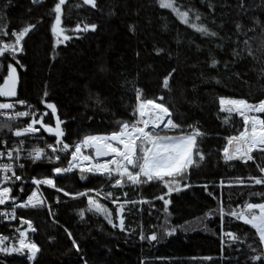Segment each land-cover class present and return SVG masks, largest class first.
Here are the masks:
<instances>
[{"label":"trees","instance_id":"trees-1","mask_svg":"<svg viewBox=\"0 0 264 264\" xmlns=\"http://www.w3.org/2000/svg\"><path fill=\"white\" fill-rule=\"evenodd\" d=\"M57 2L0 0V23L7 25L9 33L4 40L11 39L13 30L35 25L25 42L26 54L16 56L19 65L9 56L0 57V82L7 74V65L12 63L21 77L16 99L41 108H46L42 99L55 104L63 121L65 141L71 145L86 135L118 131L119 121H130L136 102L134 88L141 89L147 98L163 96L174 122L186 131L193 125L203 133L198 147L204 159L189 169L187 179L182 181L187 187L165 197L170 201L168 226L176 229L172 235L162 231L166 214L163 201L157 197L167 189L159 182L133 189L128 184L110 187V180L87 173L84 179L79 172L56 178L57 187L70 194L90 189L111 192L112 198L96 199L112 212L113 218H117V207L112 201L121 198L124 191L129 192L131 202L142 203L130 202L123 209L122 231L109 225L103 216L88 212L86 196L73 198L46 188L50 201L56 197L63 200L54 215L42 209L20 213L37 228L35 240L41 252L33 264H84L85 260L87 264H253L249 245L259 250L255 230L234 218L225 216L222 221L218 213L209 217L205 213L217 209L221 202L226 210L229 205L242 206L245 200L262 202L261 197H249V193H264V186L236 183L243 179L247 184L249 177H259L257 164L225 163L222 158L226 136L242 129V118L233 115L225 123L226 113L220 111L219 98L247 99L250 103L264 99V75L260 71L264 68V51L257 50L255 60L247 55H232L233 48L238 47L237 23L245 31L254 27V19L264 25V0H244V9L240 8V0H177L184 8L196 9L201 22L218 33L217 37L202 36L180 23L156 0H97L96 8L83 5L82 0H66L61 27L72 38L59 45L51 31L55 21L52 9ZM92 23L97 25L95 31H73L77 24L83 28ZM248 36L254 37L252 44L257 49L260 28L255 33L248 32ZM156 49L163 51L157 54ZM212 57L219 61L216 68L209 66ZM173 68L176 71L170 78V91L165 90L163 78ZM48 110L47 121L54 126L55 118ZM261 116L264 118V114ZM10 123L13 128L24 125ZM0 140L12 145L19 139L4 129L0 130ZM48 141L54 142V138L48 136ZM255 156L258 165L264 167V154L256 151ZM67 159L64 156V162ZM54 165L49 160H29L23 179L50 177ZM22 186L23 192L18 185L15 187L18 198L32 188L27 183ZM81 209H85L83 220L78 214ZM65 229L78 242L79 253L72 248ZM221 229L236 233L244 242L222 243ZM141 231L146 236L156 232L158 240H141ZM0 264L31 263L19 255L0 254Z\"/></svg>","mask_w":264,"mask_h":264},{"label":"snow or ice","instance_id":"snow-or-ice-1","mask_svg":"<svg viewBox=\"0 0 264 264\" xmlns=\"http://www.w3.org/2000/svg\"><path fill=\"white\" fill-rule=\"evenodd\" d=\"M34 3H39L40 0H33ZM83 5H90L92 8L97 7V0H82ZM66 0H58L55 3L52 12L55 14V21L52 24L51 31L56 38L55 44L59 45L64 41L70 40L72 37L65 34V29L61 27L62 6ZM156 3L161 9L170 10L180 23L192 28L205 37H217L218 33L211 31L206 25L201 22V14L194 8H184L178 4L177 0H156ZM79 6V5H77ZM211 7V5H209ZM240 8H245L244 0H240ZM254 27L243 30V25L237 23L235 26L236 35L238 38V47L233 48L232 55L241 58L247 55L252 59H257L256 51H264V25L260 21L254 19ZM260 28V44L254 50L252 41L254 37L248 36V32L255 33L256 28ZM7 25L0 23V57L7 56L15 60L16 64L20 62L16 59L18 53L23 52L22 41L28 33L35 28L34 24H27L19 31L13 30L11 37L14 39L4 40L9 33L6 31ZM97 25L84 24L81 28L80 24L76 25L73 30L75 32L89 30L95 31ZM130 30L134 31V26H129ZM243 36V40L239 37ZM242 45V46H241ZM55 47V45H54ZM220 47V45H217ZM162 49H156L159 54ZM219 61L211 58L210 67L216 68ZM22 67V65H21ZM227 67V64L225 65ZM173 68L162 81V88L170 91V78L175 73ZM261 75H264V68H261ZM18 81L17 69L12 63L7 65V74L0 82V130L8 129L11 135L19 139L18 143H14L11 148H7V141L0 140V145H4L6 151H0V206H4L11 202L10 211H0V216L4 219H16V208L27 207H43L45 201L41 195H38L39 186L46 185L55 188L58 192H64L65 196L72 195L73 198L80 196H87V211L93 215L103 216L104 220L113 228L117 226L124 230V219L122 212L124 203H119V198L113 199V203H118L116 209L119 225L113 220V214L108 208L99 202L98 199L89 195L88 192H78L70 194L63 189L57 187L53 178L44 177L37 179L32 178V183L37 186L32 190L31 194L27 196L26 200L18 201V198L12 195L13 187L17 181H21L20 192H23V180L21 175H17L15 169L19 167L24 168L21 159L31 160L35 163L41 159H48L50 162H58L61 154L70 153V158L67 161V167H53L52 172L56 175H63L72 172L74 169L80 173V178L84 179L85 174H100L113 180L112 187L123 188L127 184L139 186L145 183L159 182L167 189V192L157 197L163 201L165 212V220L162 225L164 235H172L176 229L168 226V205L170 201L165 197L174 191H179L181 187H187V184H182L189 174V169L193 166H198L199 161L204 159V154L198 147V138L203 135L199 128L189 125L188 131L174 122L173 113L170 108L163 102L164 97L147 98L143 95L142 90L134 88L135 92V106L132 112V119L130 121H119L118 131H113L106 135H86L74 145L66 143L64 139L65 133L61 127L63 121L57 115V108L55 104L49 103L46 100H41L46 109L51 110V116L55 118V125L52 126L45 122V117L48 112H39L33 105L28 104L26 100L15 99L8 101L7 98H14L17 96L16 86ZM47 96V93H44ZM160 101V102H157ZM17 105L23 107L25 110H15ZM220 111L226 113L225 123H229L233 115H238L242 118V129L237 134L226 137V144L222 149V158L225 163L239 159L245 163L254 161L253 153L259 151L264 154V99L258 102L250 103L247 99H234L228 97L219 98ZM20 118H29L28 122L23 127L13 128L10 121L19 120ZM39 125L40 127H37ZM41 128L44 132L54 135L55 144H46L45 147L33 146L29 149L24 148V137H30L38 132ZM172 133V134H169ZM46 149H50L49 153ZM85 150H91V154H86ZM6 158L7 162H3ZM106 158V159H101ZM198 158V159H197ZM259 171L264 173V167L257 165ZM237 184L251 187L253 185L264 186V175L259 177H249L248 183L245 184L243 179H237ZM223 186V181L221 182ZM230 186V185H229ZM97 196L101 195L100 191L96 192ZM211 195V193H210ZM257 196L262 198V202H250L245 200L243 205H237L226 210L222 204L217 209H209L205 213V217L213 214H219L221 220L225 216L234 218L237 221L249 225L255 230L254 235L258 237V248H251L253 255L250 257L253 264H264V193L250 192L249 197ZM112 198V193H104V199ZM59 202V200H57ZM136 203V202H131ZM79 216L83 220L85 209L79 211ZM49 215H52L49 206ZM21 225L27 224L26 230L17 228L18 238L15 243L5 244L9 237L0 235V253L4 255L19 254L25 255L28 261H35L41 248L34 241L27 239L28 230L35 232L32 222L20 217ZM65 231L68 238L71 240L72 248L77 253L81 251L78 242L72 237L71 232ZM222 232V243L229 244L243 243L244 240L234 232ZM227 237V241H224ZM139 238L141 240H148L155 242L158 240L156 232L150 235H145L143 231L140 232ZM205 259H211L206 257ZM87 264V261H84Z\"/></svg>","mask_w":264,"mask_h":264},{"label":"built area","instance_id":"built-area-1","mask_svg":"<svg viewBox=\"0 0 264 264\" xmlns=\"http://www.w3.org/2000/svg\"><path fill=\"white\" fill-rule=\"evenodd\" d=\"M43 1H44V0H40L39 3L43 2ZM31 2L34 3L33 0H31ZM39 3H34V4H39ZM19 30H20V29H16V31H19ZM30 32H31V31H30ZM30 32H29L28 35L25 37L24 41H22L23 52H22V53H18L17 56H23V55L26 54L25 42H26V39L28 38ZM11 39H14V38L11 37ZM6 41H7V40H6ZM5 56H7V54H6ZM15 99H16V98H15ZM15 99H7V100H8V101H14ZM234 99H238V98H234ZM28 104L33 105L35 109H38V110H39V112H45V111H47V112H48V116L45 117V122L48 123V124H50V123L47 121V119H48V117H49V115H50V111H49L48 109H46V108H41V107H37L36 105H34V104H32V103H28ZM15 110H25V109H24L23 107L17 105V107H16ZM28 119H29V118H20L19 120L10 121V122L23 123V124H24L23 126H25L26 123L28 122ZM2 120H3V117H0V121H2ZM50 125L53 126V124H50ZM23 126H22V127H23ZM37 127H40V126L37 125ZM108 134H109V133H108ZM92 135H106V134H92ZM232 135H234V134H232ZM228 136H229V135H228ZM226 137H227V136H226ZM18 139H21V138H18ZM22 139L25 140V143H24V148H25V149H29V148H31V147H33V146L45 147L46 144H55V139H54V142H49V141H48V135L46 134V132L43 131L42 128H41L40 132H38V133H36V134H34V135L30 136V137H24V138H22ZM63 139H64V141H65V138H63ZM18 142H19V140L16 141V142H14V143H18ZM65 142H66V141H65ZM14 143H13L12 145H9V144L7 143V148H11V147L14 145ZM66 143H67V142H66ZM70 145H71V144H70ZM0 151H6V148H5L4 145H1V146H0ZM46 151H48L49 153L51 152L50 149H46ZM85 152H86V154H91V150H85ZM254 154H255V152L253 153V156H254ZM64 156H65V157L67 156V158L69 159V158H70V153H68V154H61V156H60V160H59L58 162H53V163L55 164L54 167H67V161H68V159H67L66 162H64ZM101 159H106V158H101ZM42 160H48V159H41V160H38V161H42ZM27 161H29V160H27V159H23V158L21 159L20 162L24 164V168H23V169H20L19 167H17V168L15 169L17 175H21V176H22V172H23V170H24L25 167H26ZM233 161H241V160L236 159V160H233ZM3 162H7L6 158L4 159ZM241 162H243V161H241ZM76 172H79V171L76 170V169H74V170H73L72 172H70V173H76ZM66 174H67V173H66ZM64 175H65V174H63V175H56V174H54V173L52 172L50 178H53V180H54V182H55V179H56V178H60V177H62V176H64ZM92 175H95V176H98V177H103V178H105V179H107V180H110V179L107 178L106 176H102V175H100V174H92ZM262 175H264V173H262ZM35 178H36V177H35ZM43 178H44V177H43ZM37 179H41V178H37ZM22 180H23V184H25V183L30 184V185H32V188H31L30 190H28V191L26 190V191L24 192V195H23L21 198H18V197L16 196V197L18 198V201L26 200V199H27V196L31 194L32 190H34V189L37 188V186L34 185V184L32 183V178L29 179V180H24V179H23V176H22ZM110 181H111V182H110L109 186L112 187L111 185H112V183H113L114 181H113V180H110ZM17 185H18L19 187H21V181H17V182L15 183V185H12V187H13L12 195H14V196H15V194H14V193H15V187H16ZM142 185H143V184H142ZM142 185H139V186H133V185H131V184H128V186L131 187V188H133V189H140V188L142 187ZM46 188H49V189H55V188H52V187H49V186H46V185H40V186H39L38 195H41L42 198L44 199V201L46 202L45 205H44L43 207H36V208H33V207L19 208V207H18V208H16V219H4L3 216H0V235H3V236H7V237H9V240L5 241V244H11V243H15V242L17 241V238H18V235H19L18 232L16 231L17 228H20L21 230H26V229L28 228L27 224L21 225V223H20V217H23L25 220H29V221L32 222V225H33V227L36 229V231H35V232H32V231L28 230V232H27V239L30 240V241H34L35 243L38 244V242L35 240V235H36V233H37V228H36L35 224L33 223L32 220H30V219H28V218H26V217H24V216H21L20 213H21L22 211H24V210H38V209L47 210V211L49 212V206H50V208H51V212H52V214L54 215V214L57 212V210H58V206H60V205L63 203V200L60 199L59 197H56L53 201H50L49 198H48V196H47V193H46V191H45ZM90 190H93V191L88 192V190H86V191H84V192H88L89 195H92V194H96V192L99 191V190H95V189H90ZM86 197H87V196H86ZM100 197H101V198H104V196H103L102 194L100 195ZM57 200H59V202H57ZM130 202H131V200H130V194H129V192H128V191H124L122 197L119 198V203H124V208H125L126 205L129 204ZM136 202H139V204L142 203L141 200H138V201H136ZM112 205H113V207H118V203H113V202H112ZM10 210H11V202L7 203V204L4 205V206H0V211H10ZM113 220H114V222H115L117 225H119V219H118V218H113ZM116 228H120V227L117 226ZM38 245H39V244H38ZM39 247H40V245H39ZM40 248H41V247H40ZM0 254H2V253H0ZM2 255H4V254H2ZM14 255H19V254H12V255H7V256H14ZM39 255H40V253H38L37 258H36L35 261H28L27 258H26V254H25V255H19V256L25 258L29 263L33 264V263H35V262L37 261Z\"/></svg>","mask_w":264,"mask_h":264},{"label":"water","instance_id":"water-1","mask_svg":"<svg viewBox=\"0 0 264 264\" xmlns=\"http://www.w3.org/2000/svg\"><path fill=\"white\" fill-rule=\"evenodd\" d=\"M17 69V68H16ZM17 75H18V81H17V86H16V91H17V96L19 95V93H20V87H21V77H20V73H19V71H18V69H17ZM17 96L16 97H14V98H7V99H15V98H17ZM48 136H50V137H52V138H54L55 139V137H54V135H51V134H48V133H46ZM65 137V136H64ZM63 137V138H64ZM62 138V139H63Z\"/></svg>","mask_w":264,"mask_h":264},{"label":"rangeland","instance_id":"rangeland-1","mask_svg":"<svg viewBox=\"0 0 264 264\" xmlns=\"http://www.w3.org/2000/svg\"><path fill=\"white\" fill-rule=\"evenodd\" d=\"M169 134H172V133H169ZM256 152V151H255ZM253 162H255L257 165H258V162H257V160H256V156H255V154H254V161ZM260 172V171H259ZM262 175V173L260 172V176ZM100 192H101V194L104 196V194L102 193V191L101 190H99ZM91 196H93L94 198H96V197H100V196H97L96 194H92ZM101 198V197H100ZM128 205V204H127ZM126 205V206H127ZM109 210V209H108ZM110 211V210H109Z\"/></svg>","mask_w":264,"mask_h":264}]
</instances>
